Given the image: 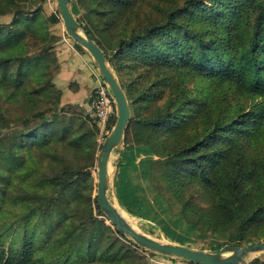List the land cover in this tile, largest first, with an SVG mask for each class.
<instances>
[{"label":"trees","instance_id":"16d2710c","mask_svg":"<svg viewBox=\"0 0 264 264\" xmlns=\"http://www.w3.org/2000/svg\"><path fill=\"white\" fill-rule=\"evenodd\" d=\"M45 3L0 0V21L12 18L0 22V264H151L157 254L107 225L98 205L97 120L63 102L62 20L45 16ZM70 8L129 101L119 203L148 218L145 183L188 230H164L169 242L209 237L219 251L264 241V0Z\"/></svg>","mask_w":264,"mask_h":264},{"label":"water","instance_id":"95a60500","mask_svg":"<svg viewBox=\"0 0 264 264\" xmlns=\"http://www.w3.org/2000/svg\"><path fill=\"white\" fill-rule=\"evenodd\" d=\"M57 13L65 28V32L75 44L81 46L94 60L102 78L108 84L115 98L117 107L116 123L105 140L97 158L96 197L101 211L108 218L109 225L127 236L137 246L151 253L178 259L191 264H248L250 255L264 253V241L252 243L244 247L224 246L219 251L194 249L186 245L162 241L133 228L122 216L115 201L114 189L110 182V164L116 151L124 144L127 129L131 121V110L124 89L118 81L104 52L92 40L87 30L74 17L71 0H56ZM99 84L94 87V92Z\"/></svg>","mask_w":264,"mask_h":264},{"label":"rangeland","instance_id":"374dc122","mask_svg":"<svg viewBox=\"0 0 264 264\" xmlns=\"http://www.w3.org/2000/svg\"><path fill=\"white\" fill-rule=\"evenodd\" d=\"M57 1L56 0H46V3L43 5L44 15L50 16L52 13L57 12ZM12 20L11 17H4L1 19V23L8 24ZM53 32L59 36L62 37L61 41L56 45V52L58 53V56H62L63 52H66V59H69L70 52H72V47H75V43L72 41V39L67 35L65 32V28L63 23L53 28ZM66 46V47H65ZM87 52V51H86ZM83 53V52H82ZM62 67L61 64V72L59 76L57 77L56 83L57 86L63 90L64 92V104H67L66 106L70 110H79L78 107H81L85 113H90L93 115V109L92 104L90 102L88 92H81L80 89L77 90V86L79 88V85L77 83H74L73 79H63L64 77L61 76L62 73ZM99 72V70H98ZM97 72V75H98ZM71 84H75L74 88H71ZM81 88V87H80ZM117 120V116H114L112 120L106 124L103 125L99 121L96 122V126L98 128V136L97 141L101 146H103L105 140L111 133L114 126H112L113 122ZM116 123V121H115ZM114 123V125H115ZM112 127V129H110ZM124 150V144L123 146L115 152L111 159L110 164V182L111 186L115 187V178L117 174V165L119 160L121 159L122 152ZM147 157L146 155H143L138 158V162H140L143 158ZM97 169L92 170L93 176H97ZM131 179V178H130ZM133 180L136 182H143L142 179L140 180L136 175L133 176ZM139 194L142 196H145L147 201L150 203L151 208L148 207L147 213L148 218H141L137 216H133L129 214L126 209L119 203L117 200V197L115 195V201L117 206L121 209L122 212L128 217L129 220L133 223L134 227L137 228L139 231L162 241H167L165 239V231L168 230L170 233H175L178 236H182L185 238L186 234L188 232L187 228L183 227L181 224H176L174 222L173 214L176 213L175 207H172L173 210L169 209L164 204V200L160 201L157 199L155 193L152 191L151 188L145 186V183L142 184V187L138 188ZM115 193V191H114ZM157 200L159 202H157ZM170 206V205H169ZM174 212V213H173ZM107 225H109V222H107ZM110 226V225H109ZM190 240H192L194 243L187 244L188 247L194 248V249H206L205 251H213V242H211V238L207 237L205 239H199L196 237V235H189ZM169 242V241H167ZM258 256L256 255H250L247 258L248 262H253L254 259ZM151 264H188L184 261L173 259L170 257H165L161 255H157L156 257L151 258Z\"/></svg>","mask_w":264,"mask_h":264},{"label":"crops","instance_id":"0c3cea01","mask_svg":"<svg viewBox=\"0 0 264 264\" xmlns=\"http://www.w3.org/2000/svg\"><path fill=\"white\" fill-rule=\"evenodd\" d=\"M65 56L66 52H63L62 56H59L63 65L61 73V76L64 77L63 79H73L74 83L79 85V88L77 86V90L80 89L83 93L88 92L87 96L92 95L96 86L98 71L92 57L87 52L82 53L78 51L75 47H72L69 59H66ZM254 261L258 262V264H264V253L258 254ZM250 263L248 262V264Z\"/></svg>","mask_w":264,"mask_h":264},{"label":"built area","instance_id":"2783aa9c","mask_svg":"<svg viewBox=\"0 0 264 264\" xmlns=\"http://www.w3.org/2000/svg\"><path fill=\"white\" fill-rule=\"evenodd\" d=\"M96 80L99 88L94 92L91 101L93 116L101 124L106 125L114 116H117L116 102L110 87L102 78L100 72H98Z\"/></svg>","mask_w":264,"mask_h":264},{"label":"bare ground","instance_id":"6f19581e","mask_svg":"<svg viewBox=\"0 0 264 264\" xmlns=\"http://www.w3.org/2000/svg\"><path fill=\"white\" fill-rule=\"evenodd\" d=\"M118 207V206H117ZM119 208V207H118ZM120 209V208H119ZM121 210V209H120ZM122 212V211H121ZM122 216H123V218L131 225V226H133V228H135L134 227V225H133V223L131 222V220H129L128 219V217L124 214V212H122ZM135 229H137V228H135Z\"/></svg>","mask_w":264,"mask_h":264}]
</instances>
